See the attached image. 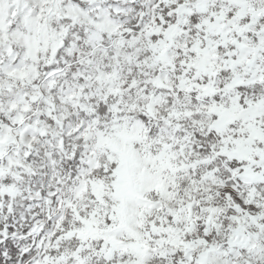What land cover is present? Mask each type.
<instances>
[{"label":"snow or ice","instance_id":"1","mask_svg":"<svg viewBox=\"0 0 264 264\" xmlns=\"http://www.w3.org/2000/svg\"><path fill=\"white\" fill-rule=\"evenodd\" d=\"M0 264H264V0H0Z\"/></svg>","mask_w":264,"mask_h":264}]
</instances>
